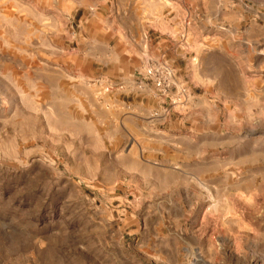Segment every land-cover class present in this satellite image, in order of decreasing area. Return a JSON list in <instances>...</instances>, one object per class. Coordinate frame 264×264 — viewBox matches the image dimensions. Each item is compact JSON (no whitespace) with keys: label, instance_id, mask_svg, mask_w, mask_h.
I'll return each mask as SVG.
<instances>
[{"label":"rangeland","instance_id":"1","mask_svg":"<svg viewBox=\"0 0 264 264\" xmlns=\"http://www.w3.org/2000/svg\"><path fill=\"white\" fill-rule=\"evenodd\" d=\"M0 264H264V0H0Z\"/></svg>","mask_w":264,"mask_h":264},{"label":"built area","instance_id":"2","mask_svg":"<svg viewBox=\"0 0 264 264\" xmlns=\"http://www.w3.org/2000/svg\"><path fill=\"white\" fill-rule=\"evenodd\" d=\"M164 75L168 76L169 79L173 77L172 71L163 67L153 66L144 73V76L152 81L154 87L161 92L162 95H165L170 87V83H166Z\"/></svg>","mask_w":264,"mask_h":264}]
</instances>
